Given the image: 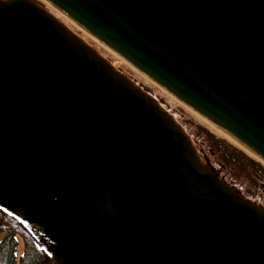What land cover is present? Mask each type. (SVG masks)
<instances>
[{"label": "water", "instance_id": "95a60500", "mask_svg": "<svg viewBox=\"0 0 264 264\" xmlns=\"http://www.w3.org/2000/svg\"><path fill=\"white\" fill-rule=\"evenodd\" d=\"M264 161V0H45ZM0 209L54 264H264V209L32 0H0Z\"/></svg>", "mask_w": 264, "mask_h": 264}, {"label": "rangeland", "instance_id": "374dc122", "mask_svg": "<svg viewBox=\"0 0 264 264\" xmlns=\"http://www.w3.org/2000/svg\"><path fill=\"white\" fill-rule=\"evenodd\" d=\"M32 1L93 49L114 70L130 79L142 91L152 96L162 109L172 115L176 124L180 126L190 141L199 160L216 171L220 181L228 186H233L243 199H249L264 209L263 163L253 158L239 146L207 125L201 118L196 117L153 84L146 81L128 67L124 61L118 59L104 47L85 36L41 0ZM0 218L3 219L1 213ZM4 221L11 223L16 229L14 249L16 264L21 259L26 260L31 255L34 258V264H54L51 258L52 245L50 242L31 227L15 221L11 216L6 215Z\"/></svg>", "mask_w": 264, "mask_h": 264}, {"label": "trees", "instance_id": "16d2710c", "mask_svg": "<svg viewBox=\"0 0 264 264\" xmlns=\"http://www.w3.org/2000/svg\"><path fill=\"white\" fill-rule=\"evenodd\" d=\"M252 162V161H251ZM263 166V165H262ZM3 219L0 218V264H16L15 263V234L16 229L11 223L5 222L4 217L11 216L0 209ZM12 217V216H11ZM15 221H17L15 219ZM33 256H28L26 260L21 259L18 264H34Z\"/></svg>", "mask_w": 264, "mask_h": 264}, {"label": "bare ground", "instance_id": "6f19581e", "mask_svg": "<svg viewBox=\"0 0 264 264\" xmlns=\"http://www.w3.org/2000/svg\"><path fill=\"white\" fill-rule=\"evenodd\" d=\"M43 3H45L50 9H52L54 12L60 14L69 24H71L73 27H75L76 29H78L79 31H81L85 36H87L88 38L92 39L95 43L101 45L102 47H104L106 50H108L110 53H112L113 55H115V57H117L118 59L122 60L125 62V64L130 67L132 70H134L138 75H140L142 78H144L146 81L150 82L151 84H153L156 88H158L161 92L165 93L166 95H168L170 98H172L174 101H176L177 103H179L181 106H183L185 109H187L189 112H191L192 114H194L196 117L201 118L207 125H209L211 128H213L214 130H216L217 132H219L220 134H222L223 136H225L227 139H229L231 142H233L235 145L239 146L241 149H243L245 152H247L249 155H251L253 158H255L256 160H258L259 162L264 164V161L259 159L258 157H256L252 152H250L249 150H247L246 148H244L242 145H240L236 140H234L232 137H230L229 135L223 133L221 130H219L216 126H214L213 123H211L210 121L204 119L203 117H201L199 114H197L196 112L192 111L191 109H189L188 107H186L185 105H183L180 101H178L176 98H174L172 95H170L169 93H167L166 91H164L161 87H159L157 84H155L152 80H150L149 78H147L146 76H144L143 74H140V72H138L134 67H132L129 63H127L124 59H122L120 56H118L117 54H115L114 52H112L111 50H109L108 48H106L102 43H100L98 40H96L95 38H93L91 35H89L87 32H85L83 29H81L78 25H76L72 20H70L68 17H66L64 14H62L60 11H58L57 9H55L53 6H51L48 2H46L45 0H41Z\"/></svg>", "mask_w": 264, "mask_h": 264}]
</instances>
